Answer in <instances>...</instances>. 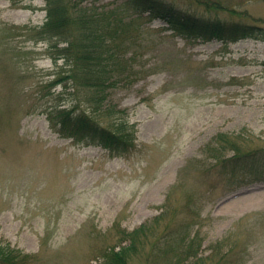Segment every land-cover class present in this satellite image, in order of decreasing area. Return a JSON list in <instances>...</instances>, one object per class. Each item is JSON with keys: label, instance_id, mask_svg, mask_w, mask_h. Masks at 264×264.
I'll return each mask as SVG.
<instances>
[{"label": "rangeland", "instance_id": "374dc122", "mask_svg": "<svg viewBox=\"0 0 264 264\" xmlns=\"http://www.w3.org/2000/svg\"><path fill=\"white\" fill-rule=\"evenodd\" d=\"M75 1L131 21L122 25L132 48L108 100L124 112L136 148L113 155L58 132L51 105L90 113L87 90L70 94L57 38L37 36L47 1L0 0V242L31 255L29 264H103L119 231L165 211L158 233L169 223L167 234L181 236L189 224L205 255L228 239L242 254L234 264H264V161L252 157L233 172L213 157L264 153V36L188 40L126 0ZM157 1L180 18L264 26V0Z\"/></svg>", "mask_w": 264, "mask_h": 264}, {"label": "trees", "instance_id": "16d2710c", "mask_svg": "<svg viewBox=\"0 0 264 264\" xmlns=\"http://www.w3.org/2000/svg\"><path fill=\"white\" fill-rule=\"evenodd\" d=\"M46 1L49 5L47 19L39 30H35L37 36L49 41L57 38L59 43L66 44L63 47H58L59 43L52 46L57 48L59 58L65 60L64 65H70L63 67L66 70L58 76H63L60 81L64 79L71 83L73 92L70 94L87 90V94L82 95L80 92V96L90 104L92 110L90 113L85 110L77 112L76 106L68 109L60 107L63 104H52L50 120L54 126L59 127L58 132L65 137L90 138L100 142L113 155L128 154L136 148L135 138L126 129L127 120L124 112L108 100V92L118 76L117 71L125 66L123 53L132 48L133 43L127 41L129 35L122 25L131 21L123 22L122 16V19H118L114 9L99 12L83 5V1ZM123 4L122 6H127L126 8L133 10L140 17L147 16L150 20L164 19L169 23L173 35L188 40L218 39L228 43L243 38L264 36V26L255 24L180 18L181 13L157 0H126ZM117 39H122L123 43H119ZM240 152L237 150L231 157H226L223 153H214L213 157L219 165L226 170L231 167L233 172L238 167L246 165L252 157L253 161H264V153L262 157H257L259 155L251 151ZM165 215L163 211L153 222L145 223L133 231L125 229L119 231V240L106 245L100 254L104 260L103 264H140L138 261L141 259L145 264H154L159 258L166 264L169 254H173L171 261L175 260V264H234L235 259L237 261L242 257L239 253L236 257V253L232 252V247L228 246L230 244L228 239L212 245L211 251L205 255L199 231L192 235L189 224L183 225L186 230L181 236L179 233L174 237L173 234L171 236L167 234V230L170 229L169 223L165 225L163 232L158 233ZM198 217L199 215H196L195 223H198ZM162 239L165 241H161ZM225 247L227 249L224 251ZM29 262L31 255L10 242H0V264Z\"/></svg>", "mask_w": 264, "mask_h": 264}]
</instances>
